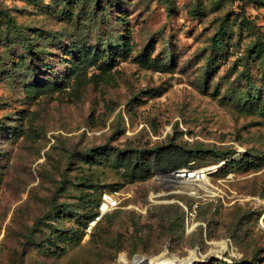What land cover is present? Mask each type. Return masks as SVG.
<instances>
[{"label": "rangeland", "instance_id": "1", "mask_svg": "<svg viewBox=\"0 0 264 264\" xmlns=\"http://www.w3.org/2000/svg\"><path fill=\"white\" fill-rule=\"evenodd\" d=\"M253 45L264 0H0V264H264Z\"/></svg>", "mask_w": 264, "mask_h": 264}, {"label": "built area", "instance_id": "2", "mask_svg": "<svg viewBox=\"0 0 264 264\" xmlns=\"http://www.w3.org/2000/svg\"><path fill=\"white\" fill-rule=\"evenodd\" d=\"M192 168H181L177 170H171V173L174 174H186L188 173L189 178L195 180V182H201L204 181L211 173H214L216 171V166H211L208 168H195L193 170H190ZM125 196H122L121 192L114 191V192H105L102 197V201L99 206V216L97 219H100L105 214L121 208L123 206L125 207H131V205L127 206L124 205V198Z\"/></svg>", "mask_w": 264, "mask_h": 264}, {"label": "bare ground", "instance_id": "3", "mask_svg": "<svg viewBox=\"0 0 264 264\" xmlns=\"http://www.w3.org/2000/svg\"><path fill=\"white\" fill-rule=\"evenodd\" d=\"M218 166H216L217 168ZM212 174V173H211ZM169 177L171 178H175L176 180H173L172 182H175V183H180L182 185H194V187L192 188L191 192L192 194H195L197 196H200L201 195V192L200 190H204L206 192H209L210 195H212V191L208 188L207 185H205V181L209 179V177H207L204 181H201V182H195V180L189 178V175L188 173L186 174H170ZM152 197H156V196H152ZM154 198H152L153 201H156L154 200ZM224 249H226L228 247L227 243L226 242H221L219 243ZM166 254V251L163 252L162 254L158 255L157 257H145V256H140V255H137L136 259L134 260V262L132 264H138L137 262L140 260V261H143V262H151L152 260L154 261L155 264H186V263H190L192 258H186V259H181L179 257H169V258H165V259H162V257H164ZM196 254L194 253L193 254V257H195ZM122 261L123 262H126V257L124 255H122ZM156 259V261H155ZM152 263V264H154Z\"/></svg>", "mask_w": 264, "mask_h": 264}, {"label": "trees", "instance_id": "4", "mask_svg": "<svg viewBox=\"0 0 264 264\" xmlns=\"http://www.w3.org/2000/svg\"><path fill=\"white\" fill-rule=\"evenodd\" d=\"M217 39H216V41L217 42H221V39L220 38H222V37H216ZM27 48H28V52L29 51H32L33 50V46L31 45V44H27ZM252 51L253 52H262V51H264V45H261V46H257V45H253L252 46ZM228 157H226V158H224L223 160H225V159H227ZM181 168H186V166H178V167H173V168H170V169H173V170H177V169H181ZM187 168H195V166H188ZM101 201H102V197L100 198V202H99V205H100V203H101ZM116 210V209H115ZM114 211V210H113ZM100 211H98V213H99ZM112 212V211H111ZM110 213V212H109ZM109 213H107V214H109ZM97 214V213H96ZM106 215V214H105ZM94 217V216H93ZM233 264H238V263H233Z\"/></svg>", "mask_w": 264, "mask_h": 264}]
</instances>
